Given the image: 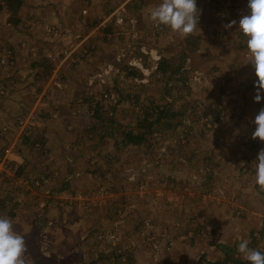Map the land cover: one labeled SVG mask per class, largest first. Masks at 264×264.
Listing matches in <instances>:
<instances>
[{
  "label": "rangeland",
  "instance_id": "1",
  "mask_svg": "<svg viewBox=\"0 0 264 264\" xmlns=\"http://www.w3.org/2000/svg\"><path fill=\"white\" fill-rule=\"evenodd\" d=\"M60 2L77 5L81 32L59 11L41 32L30 31L26 10L13 27L0 9V69L14 77L18 59H28L27 69L45 70L59 88L78 72L94 77L60 124L63 101L37 96L42 83L30 82L23 96L27 83L0 78V217L25 238L28 264H208L226 256L225 245L242 258L244 239L264 249V191L254 165L264 142L252 139L264 99H254L258 78L238 31L248 0H197L193 34L201 45L184 62L187 37L149 18L162 0ZM44 31L63 48L49 47ZM73 33L75 49L64 40ZM162 58L179 71L173 78L159 70ZM164 105L172 114L142 143L122 141L124 132H144L142 120L162 117Z\"/></svg>",
  "mask_w": 264,
  "mask_h": 264
},
{
  "label": "clouds",
  "instance_id": "2",
  "mask_svg": "<svg viewBox=\"0 0 264 264\" xmlns=\"http://www.w3.org/2000/svg\"><path fill=\"white\" fill-rule=\"evenodd\" d=\"M248 14L239 20V29L247 39L248 60L255 69L257 92L254 97L259 103L264 99V0H248ZM156 27L164 26L181 38L192 35L199 24L200 9L197 0H162L149 15ZM237 21L224 25L232 28ZM256 125L252 139L264 142V108L254 119ZM255 165V183L264 191V149L258 153ZM249 240H242L237 247L238 253L250 264H264V252L249 248ZM25 238L14 231L13 223L6 217H0V264H28Z\"/></svg>",
  "mask_w": 264,
  "mask_h": 264
},
{
  "label": "crops",
  "instance_id": "3",
  "mask_svg": "<svg viewBox=\"0 0 264 264\" xmlns=\"http://www.w3.org/2000/svg\"><path fill=\"white\" fill-rule=\"evenodd\" d=\"M65 6L66 5L61 3L60 0H59V2L56 0H25V6L23 7L22 12L25 13V10H26V12H28L30 14L29 16L32 17L29 20L30 31L32 30V26H33V29H36V30L39 29L42 32L43 29H46L45 24H50L51 22H53L52 21L53 18L57 15V13L59 11V13L62 14V16H63L62 20L67 25L69 24V25H73L72 27H78L79 31L81 32V24H79V22H78V16L76 13L77 5L75 4L72 8H65ZM24 15L25 14H23V16ZM76 22H77V24H76ZM38 23H41L43 25L39 26ZM49 34L50 33L48 31L47 32L44 31L42 39L47 40V39H44V37L46 35H49ZM64 40H66V43L69 41H73L74 42V44H72L73 49H75L76 46L79 44V42H76V34H74V33H73L72 37L65 38ZM53 42H55V40L54 41H48L47 45L49 47H52V46L62 47L61 43L59 41H57L55 43H53ZM31 48H32V50H31ZM45 48L47 50V55H48V48L47 47H45ZM70 48H72V47L65 48V51L69 50ZM20 49H22V47H16V51H18V54H17L18 57H20ZM36 49H37V47H30V49L29 50L27 49L26 51H27V53H28V51L34 52ZM80 51H82V49ZM38 55L43 56V55L37 53L36 57ZM75 55L79 56V54H75ZM27 62L29 63L28 59H22V60L18 59L20 70L17 73H15L14 77H13L14 71H12V69H7V68L0 69V78L4 79V81L7 82L9 85H11V83L13 82L14 79L15 80H22L23 82H21V84H19V87H22V88L27 83V88H23L20 90V92L23 94V96H27V94L29 93L28 85L30 82L36 83L37 86H39V84L42 83L44 90L42 92H39L40 94H37V96L39 95V97H41L44 94H46L45 99L47 101L49 100L50 95H51V98L54 99V103H56L58 101V98L60 99V101H63V102H58V103H62V108H61L60 112L57 113V114L61 113L60 116H58L59 123H57V124H60L61 122L66 120L67 116L69 114H71V112H72L70 102H71L72 98L74 97V93L81 95V92H82L81 90L88 87V83L89 82L92 83V80L94 81V77L91 76L90 77L91 79H89L88 73L78 72V73H75L72 75V79L68 77L67 80H64V82L61 83V86L59 88V87H55L57 85V82H54L52 80L51 76L50 77L44 76V73L47 75L49 74V73L45 72V70L42 73H39V71L37 69H35V70L31 69V66L29 69H27ZM74 64L75 63H72L73 66H74ZM36 66H40L41 70L43 69L39 62L36 63ZM75 67L91 68L92 64H87L86 62L85 63L79 62L75 65ZM33 71L37 73L36 76L34 75V73L32 74ZM75 84H79V87H78V85L75 86ZM77 89H80V91H78L76 93ZM35 90H36V88H34L32 91L34 92ZM22 94H21V96H22ZM43 97H42V99H43ZM22 100H24V99H22ZM39 103H41V102L39 101ZM50 103L51 102H48L47 104H50ZM16 105L19 107V106H21V103L20 102L16 103ZM55 107H57V105ZM54 116L57 118L56 113ZM54 120H55V118H52V120L50 122H47L44 124L46 126H50V123L53 122ZM52 131L53 130L50 129V127H49V132L47 134V139L49 140V143H51L54 140L53 134H51ZM18 157H21L24 161L26 159V157L23 155L18 156ZM28 162L29 161L27 160L26 163H28Z\"/></svg>",
  "mask_w": 264,
  "mask_h": 264
},
{
  "label": "trees",
  "instance_id": "4",
  "mask_svg": "<svg viewBox=\"0 0 264 264\" xmlns=\"http://www.w3.org/2000/svg\"><path fill=\"white\" fill-rule=\"evenodd\" d=\"M24 3L25 0H3L2 3H0V9L5 8L8 11L9 13L8 23L11 24L13 27H18L22 22V18H23L22 9ZM200 45H201V39L198 36L194 34L188 36L187 45L183 49L182 62L186 60L187 56L198 51L200 49ZM158 68L163 74H168L171 78H173V76L179 72L177 71V69L172 70L170 64L164 58L160 60ZM160 108H161L162 117H157L156 115H153L151 120H148L149 118L142 120L138 124V127L142 128L144 132L143 133H136L135 131L124 132L122 141L124 143L131 145L142 143L145 140L146 133H148L147 129L152 128L154 123L159 122L162 118H166L168 115L172 114L171 105L169 106L164 105ZM24 169L25 167L23 164L17 166V172H22L24 171ZM3 206H5V204ZM224 249L226 256L223 259L217 261H209L208 264H250V262L236 255V248L234 246L225 245ZM259 251L264 252V249L262 250L259 249Z\"/></svg>",
  "mask_w": 264,
  "mask_h": 264
},
{
  "label": "built area",
  "instance_id": "5",
  "mask_svg": "<svg viewBox=\"0 0 264 264\" xmlns=\"http://www.w3.org/2000/svg\"><path fill=\"white\" fill-rule=\"evenodd\" d=\"M116 21H117L118 23H123V22H124V18H123L122 16H119V14H118V15L116 16ZM45 26H46L47 28H49V29H50V27H51L50 24H45ZM11 57H12V52L9 54V58H11ZM9 58H7V57H3V61H4V62H9ZM4 62H3V63H4ZM11 63H12V62H11ZM99 236H100V237H104L103 234H100ZM107 237H110L111 239L115 238L114 235L112 236V233L109 234V235H107Z\"/></svg>",
  "mask_w": 264,
  "mask_h": 264
}]
</instances>
